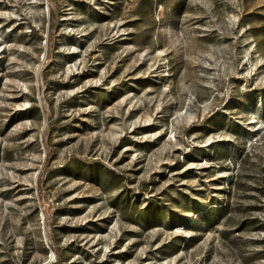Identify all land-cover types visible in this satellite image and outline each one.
<instances>
[{"label":"rangeland","instance_id":"rangeland-1","mask_svg":"<svg viewBox=\"0 0 264 264\" xmlns=\"http://www.w3.org/2000/svg\"><path fill=\"white\" fill-rule=\"evenodd\" d=\"M0 264H264V0H0Z\"/></svg>","mask_w":264,"mask_h":264}]
</instances>
